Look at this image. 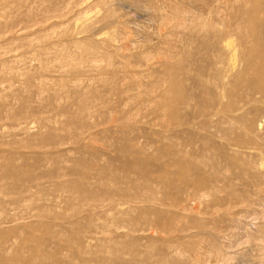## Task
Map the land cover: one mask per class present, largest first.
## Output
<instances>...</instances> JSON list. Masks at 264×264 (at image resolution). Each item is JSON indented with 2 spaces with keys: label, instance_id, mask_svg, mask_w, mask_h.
<instances>
[{
  "label": "rangeland",
  "instance_id": "374dc122",
  "mask_svg": "<svg viewBox=\"0 0 264 264\" xmlns=\"http://www.w3.org/2000/svg\"><path fill=\"white\" fill-rule=\"evenodd\" d=\"M0 264H264V0H0Z\"/></svg>",
  "mask_w": 264,
  "mask_h": 264
},
{
  "label": "bare ground",
  "instance_id": "6f19581e",
  "mask_svg": "<svg viewBox=\"0 0 264 264\" xmlns=\"http://www.w3.org/2000/svg\"><path fill=\"white\" fill-rule=\"evenodd\" d=\"M263 92V91H262Z\"/></svg>",
  "mask_w": 264,
  "mask_h": 264
}]
</instances>
